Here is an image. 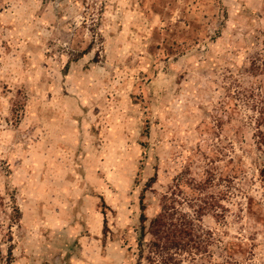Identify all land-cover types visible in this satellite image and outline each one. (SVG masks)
I'll list each match as a JSON object with an SVG mask.
<instances>
[{
    "label": "rangeland",
    "instance_id": "obj_1",
    "mask_svg": "<svg viewBox=\"0 0 264 264\" xmlns=\"http://www.w3.org/2000/svg\"><path fill=\"white\" fill-rule=\"evenodd\" d=\"M141 195L264 264V0H0V264H165Z\"/></svg>",
    "mask_w": 264,
    "mask_h": 264
},
{
    "label": "trees",
    "instance_id": "obj_2",
    "mask_svg": "<svg viewBox=\"0 0 264 264\" xmlns=\"http://www.w3.org/2000/svg\"><path fill=\"white\" fill-rule=\"evenodd\" d=\"M143 195L140 196V209H141V214H140V223H141V232L139 235V241H138V256L139 259L143 258V254H144V246L145 244V235L147 233L153 235L154 237H156L155 241H151V248H153V250L155 249V251L157 250H163L165 252V250L167 249H171V248H183V245H181L180 239L181 238V233L183 232V230H179L176 233H171L168 231V219H170V216L167 215L166 212H161L158 215H156L155 217H153L150 220V224H149V231L145 229V225L144 222L146 221V216L144 214V209L145 206L143 204ZM171 234V235H170ZM161 239H168L169 244H160L158 240ZM150 251V250H149ZM145 258H147V260L149 259L148 256H146ZM174 258L171 256V254L169 252H165V255H163V262L165 264L170 263V261H172Z\"/></svg>",
    "mask_w": 264,
    "mask_h": 264
}]
</instances>
